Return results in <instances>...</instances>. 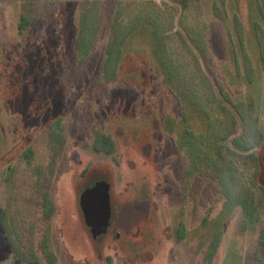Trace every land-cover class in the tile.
I'll return each instance as SVG.
<instances>
[{
	"label": "rangeland",
	"instance_id": "1",
	"mask_svg": "<svg viewBox=\"0 0 264 264\" xmlns=\"http://www.w3.org/2000/svg\"><path fill=\"white\" fill-rule=\"evenodd\" d=\"M182 1L0 0V264H262L254 149L233 147L221 101L252 103L248 141L264 142V0H226L222 19ZM139 14L162 23L157 60ZM204 28L207 49L177 35ZM97 182L147 205L100 245L79 204ZM246 192L255 220L234 207Z\"/></svg>",
	"mask_w": 264,
	"mask_h": 264
},
{
	"label": "trees",
	"instance_id": "2",
	"mask_svg": "<svg viewBox=\"0 0 264 264\" xmlns=\"http://www.w3.org/2000/svg\"><path fill=\"white\" fill-rule=\"evenodd\" d=\"M192 1H194L195 3H197V2L201 3L203 0H192ZM210 2L213 3L214 7H219V9L217 10L218 11L217 15L219 16V18L222 19V18H224L223 17L224 15L227 16V14H225L226 9L224 8L225 7L224 4H226V0H220L219 5H218V3H219L218 0H211V1H209V3ZM235 2L238 3L239 0H235ZM240 2H242V1L240 0ZM206 3H208V2L206 1ZM250 4H252L251 9L256 10L257 1L251 0ZM184 5H185V0L182 1V6L184 7ZM220 6H222V7L220 8ZM150 19H153V21H154V22L152 21L153 22V25H152L153 28L152 27L149 28L146 26V32H147V33H145L146 38L143 37V39L150 44L151 50L154 53V57L155 58L156 57L161 58V57H163L161 55H163L162 54V51H163L162 50V48H163L162 43L164 40L163 39L164 29H163V27H161L162 23L160 22V18L156 19L153 17H149V14H147L146 16L139 14V16H137V19H133V21H136L137 24H140L141 22H144V21L150 20ZM27 20L28 19H26V17L22 18V23L20 24L21 29L27 24ZM235 20L238 22V19L236 18V16H235ZM222 22L226 24L225 19H223ZM131 25H134V23H132ZM226 26H228V25L226 24ZM205 28L203 29V31H200V32H195L194 30H190V29L189 30L188 29L183 30V32H181V33L179 31H177V35L180 38V40H182L183 42L186 43V41L190 40V42H192L194 48H196L198 50H203L206 48V44H208V43L203 42L204 41L203 40L204 35H207V33H209V32H207V30ZM191 29H193V28H191ZM209 31H211V29ZM227 33H229V36H230L232 31L229 30V28H228ZM182 34L186 35V37H187L186 40L182 37ZM256 34L258 36V33H256ZM239 38H240L241 45L243 46L242 37L240 34H239ZM257 40L261 41L258 37H257ZM202 43H203V45H202ZM247 43L252 44L253 40L247 39ZM241 53L245 57V62H246V55L244 54L243 49L241 50ZM234 58H235L236 67L237 66L239 67V65L241 66L240 62L238 61L239 56H236V54H234ZM262 59L264 60L263 57H262ZM156 60H157V58H156ZM244 63H243V65L246 68H248V65H249L248 62H246L245 64ZM181 87H183L182 82H181ZM181 94H183L185 96V99H186V97H187L186 93L184 91H181ZM181 99L183 101L185 100L183 98H181ZM225 102H226L225 100H222L221 104H223L222 108L224 110L226 109L225 111H227V114H230L231 125L233 126L232 127V133L233 132L237 133V132H235V130L237 131L240 128L242 129L239 133H237L236 136L233 137V139L231 140V143L235 149L240 150V151H245V150L249 151V150L254 149L251 156H250L251 159L253 160V163L255 166L254 177L256 179V183L259 186V188L264 191V142H263V140L262 141L261 140H257V141L250 140V141H248L249 124L246 123V117L244 116L245 114H247V115L249 114L250 107H252L253 104L251 103L248 106V104L246 102L241 101L240 104L238 106H236L234 103L233 105L236 107V111H234V108L232 107V105L229 104L228 102H226V103ZM238 110H239V112L236 113ZM205 111L207 112L206 113L207 117H210L209 114L211 112L208 109H206ZM240 123H241V126H240ZM210 126H212L211 123H210ZM210 128H212V127H210ZM235 174H236V168L234 169V175ZM231 175H232V173H231ZM237 198H239V199L235 200L236 204L234 207H237V206L241 207L242 209L245 210V212H249L252 215V219L255 220L254 210H256V207H258V206L254 202L253 197L246 192V194L245 193L244 194L243 193L238 194ZM250 210H252V212ZM259 247H264V233L260 237ZM262 264H264V261L262 262Z\"/></svg>",
	"mask_w": 264,
	"mask_h": 264
},
{
	"label": "water",
	"instance_id": "3",
	"mask_svg": "<svg viewBox=\"0 0 264 264\" xmlns=\"http://www.w3.org/2000/svg\"><path fill=\"white\" fill-rule=\"evenodd\" d=\"M79 204L93 243L98 245L108 236L112 226L119 224L129 232L131 220L147 214L146 211H142L147 209L145 203L136 207L131 206L130 209L118 208L111 195V186L106 182L98 183L92 190L83 193ZM95 249L100 254V250L97 247Z\"/></svg>",
	"mask_w": 264,
	"mask_h": 264
},
{
	"label": "flooded vegetation",
	"instance_id": "4",
	"mask_svg": "<svg viewBox=\"0 0 264 264\" xmlns=\"http://www.w3.org/2000/svg\"><path fill=\"white\" fill-rule=\"evenodd\" d=\"M98 183H101V182H97L96 184H98ZM96 184H95V185H96ZM107 184H110V183H108V182H107ZM95 185H94L93 187H95ZM110 186H111V185H110ZM81 193H85V191H84V192H83V191H81ZM81 193H80V195H81ZM80 195H79V197H80ZM80 209H81V207H80ZM81 212H82V210H81ZM82 215H83V213H82ZM134 226H136V222H135V224H133V225L131 226V228L133 229V228H134ZM121 228H122V227H121ZM131 232H132V230H131ZM116 233L118 234V233H119V231H117Z\"/></svg>",
	"mask_w": 264,
	"mask_h": 264
}]
</instances>
